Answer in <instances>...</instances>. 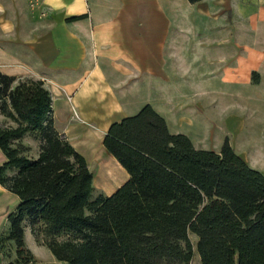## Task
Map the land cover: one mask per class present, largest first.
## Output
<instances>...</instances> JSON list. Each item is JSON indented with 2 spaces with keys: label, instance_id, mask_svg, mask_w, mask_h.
Returning <instances> with one entry per match:
<instances>
[{
  "label": "trees",
  "instance_id": "16d2710c",
  "mask_svg": "<svg viewBox=\"0 0 264 264\" xmlns=\"http://www.w3.org/2000/svg\"><path fill=\"white\" fill-rule=\"evenodd\" d=\"M0 114L15 124L0 125V185L18 198L0 232V253L12 257L6 264L38 263L26 229L66 264H190V234L201 264H264V173L227 138L219 150L196 148L145 104L103 136L128 173L106 195L55 128L43 81L0 70ZM26 135L38 140L35 156Z\"/></svg>",
  "mask_w": 264,
  "mask_h": 264
},
{
  "label": "crops",
  "instance_id": "0c3cea01",
  "mask_svg": "<svg viewBox=\"0 0 264 264\" xmlns=\"http://www.w3.org/2000/svg\"><path fill=\"white\" fill-rule=\"evenodd\" d=\"M245 2L247 7L241 0H0V70L43 81L58 132L89 168L104 161L113 170L106 176L92 171L94 188L110 195L128 178L102 145L111 123L151 104L170 132L189 137L182 130L191 124L193 110L182 111L187 100L158 89L160 81L169 85L167 74L184 79L192 66L189 71L198 84L210 72L221 93L222 88L249 85L252 72L264 65V49L254 38L236 40L233 22L225 28L231 29L228 38L217 33L223 29L224 10L243 12L251 30L264 22V0ZM207 59L214 60L208 69ZM144 80L156 85L153 98L142 97ZM196 90L203 92L200 86ZM17 201L0 185V232ZM48 262L66 264L54 256Z\"/></svg>",
  "mask_w": 264,
  "mask_h": 264
},
{
  "label": "rangeland",
  "instance_id": "374dc122",
  "mask_svg": "<svg viewBox=\"0 0 264 264\" xmlns=\"http://www.w3.org/2000/svg\"><path fill=\"white\" fill-rule=\"evenodd\" d=\"M243 7H247L245 0H241ZM240 8V7H239ZM238 8V9H239ZM223 20V29L217 33H221V38L224 40L230 36L231 29H225L230 23L235 24L233 29V37L239 42H246L254 38L256 46L264 49V22L255 24L254 30H251L246 16L243 12H233L230 10H224L221 14ZM214 32V31H213ZM203 33V32H202ZM201 33V34H202ZM210 31H208V37ZM200 32L197 35H199ZM204 37V35L202 34ZM207 59L204 65L208 69L214 63L209 62ZM189 77L184 79L179 78L180 75L167 74L169 79V85H162L158 88H164L163 91H169L172 97L178 100V97H184L188 103L184 104L183 110L187 114L191 110V124L186 129V126L182 127V130H186L189 138L193 141V145L196 148L219 150L224 140L227 138L234 150L240 154L247 163L264 173V65L258 71V79L254 81L251 78L249 85H243L240 87H226L222 88L221 93L215 90V86H218L212 77L210 72H207V78L205 83L202 81L195 82L191 77L193 74L189 70ZM193 73V71H192ZM18 79L30 78V77H17ZM33 79V78H32ZM161 80V79H160ZM154 83L148 85L144 80L142 84V97L153 98L155 95ZM201 88L203 92H198L197 88ZM176 100V101H177ZM151 105V104H150ZM194 105V106H193ZM202 107V109H200ZM160 111L169 118L170 114L164 109ZM166 112V113H165ZM174 112V110H173ZM171 112V113H173ZM0 125L2 126H14V122L9 118L0 114ZM22 142L29 146L27 154L29 156H35L38 151V140L31 135H26ZM95 144V143H94ZM96 149H99L97 144ZM101 158V156H100ZM100 158H97L100 160ZM98 165V166H97ZM97 169L95 171V168ZM91 171L98 172L100 176H106L113 172L111 167L104 161L98 163L92 162ZM96 192H100L96 190ZM190 239L193 244V256L190 264H201L199 255L196 251L197 238L195 235L190 234ZM25 245L34 254L38 260L37 264H54L48 262L53 258L52 253L44 245H36L32 237L31 232L26 229ZM0 256L6 264L10 258L5 254L0 253Z\"/></svg>",
  "mask_w": 264,
  "mask_h": 264
},
{
  "label": "built area",
  "instance_id": "2783aa9c",
  "mask_svg": "<svg viewBox=\"0 0 264 264\" xmlns=\"http://www.w3.org/2000/svg\"><path fill=\"white\" fill-rule=\"evenodd\" d=\"M74 116L77 117V113L74 111ZM63 138H65L63 135H61Z\"/></svg>",
  "mask_w": 264,
  "mask_h": 264
}]
</instances>
